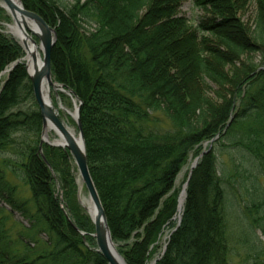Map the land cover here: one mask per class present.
<instances>
[{"label": "trees", "instance_id": "16d2710c", "mask_svg": "<svg viewBox=\"0 0 264 264\" xmlns=\"http://www.w3.org/2000/svg\"><path fill=\"white\" fill-rule=\"evenodd\" d=\"M20 1L55 31L51 75L81 102L89 174L125 264H230L234 187L255 213L263 207L243 162L264 179V0H191L209 14L195 25L179 16L184 0ZM251 1L253 32L240 19ZM0 21H9L1 8ZM22 55L0 27V73ZM41 132L20 63L0 89V203L29 226L13 233L0 209V264H107L70 224L93 232L74 202L72 158L43 145L47 166ZM205 143L211 148L191 171L178 222L176 178ZM252 209L247 218L257 223ZM34 234L48 251L17 247Z\"/></svg>", "mask_w": 264, "mask_h": 264}, {"label": "rangeland", "instance_id": "374dc122", "mask_svg": "<svg viewBox=\"0 0 264 264\" xmlns=\"http://www.w3.org/2000/svg\"><path fill=\"white\" fill-rule=\"evenodd\" d=\"M68 3H71L69 1ZM0 8L3 10L4 14L8 17L9 21L3 22L0 21V27L2 29V32L9 36L13 37L16 40V37L11 35L9 33V30L7 27L12 26V20L11 17L7 14V12L1 7ZM179 16L184 17L186 20H188L189 23H193L194 25L197 23L195 19H200L203 17H209L207 14L206 10H201L193 6V3L191 0H184L179 9H178ZM256 14V6L254 1H251L247 4L245 12L241 13L240 19L242 23L249 29V31L253 32L254 31V18ZM34 39V38H33ZM24 56V54H23ZM22 56V57H23ZM41 56V53H40ZM250 57L253 59L254 63L256 64H261V56L259 53H254L251 54ZM23 63V62H21ZM12 64V63H11ZM10 64V65H11ZM10 65L6 67L1 73H0V89H1V84L4 79L8 76V74L14 69L12 68L10 71ZM25 67V65H24ZM26 70V69H25ZM27 73V72H26ZM211 88L214 90L215 87L211 86ZM215 91H211L209 94V97L211 98H217V95L214 94ZM49 99L51 101V105L53 108L57 111V114L59 115V118L61 119L62 123L65 124V126L69 127L72 129L77 136V129L75 126V121L73 120V117L70 112H74L75 105L77 107L78 102L75 101L72 97L67 96L66 94L60 93L59 91H50ZM74 100V102H73ZM217 103V102H215ZM61 108V109H60ZM55 138V139H54ZM57 137H55L53 134L49 135V143H52L54 140H56ZM46 145V144H44ZM210 143H205L203 148L206 150V147L209 146ZM49 146V145H46ZM51 147V146H49ZM196 157L194 156V153H191L187 159L186 164L183 166L181 171L179 172L177 178H176V187H179V194L182 191V187L186 182V178L188 176L189 170L193 162L195 161ZM223 161H227V157L224 156L222 157ZM199 161V159H198ZM198 163V162H197ZM243 165L251 170V173L254 174L255 176V186L259 188V191H261V198L260 202L263 204L262 208L258 209V212L255 213V210L252 209L250 205V197H248V193L244 196L243 193L241 192L238 193L237 190H242L238 185L234 187L233 193L230 198L229 202V209L227 211V220H228V239H229V245L231 247V254L229 255V262L230 264H264V179L259 176L257 177L255 171L253 168L249 167L247 164ZM248 170V169H247ZM249 172V171H248ZM247 175V173H246ZM8 177L13 181L14 183H17L21 185L19 182L18 178L13 176L12 174H8ZM244 178H246L243 175ZM254 179V178H252ZM244 182H247V179H244ZM74 183L76 187V192L74 195V202L76 204V207L80 210V213L83 217L87 218V220L91 223L90 217L88 215V212L86 209L83 207V202H85L88 199L87 192L84 188V186L81 184L77 171L74 175ZM22 187V186H21ZM252 209V217L253 219H256L257 223H254L253 221L251 222L249 217L250 215L247 213L246 214V209ZM0 209L2 210V216L7 217L6 219V225L7 227L12 226L15 228L12 231L13 233L16 230H22L23 233H26V230L29 226L27 221H24L22 218H20L17 214H11L9 215L8 213V206L5 205L4 203H0ZM65 214H67V208L64 209ZM249 215V216H248ZM177 218H178V213H177ZM18 223V224H17ZM16 225V226H15ZM92 225V223H91ZM93 228V225H92ZM10 230V228H9ZM82 234H79L82 237V242H83V248L86 249L90 246V241L88 239H92L94 241V238L92 235L94 234V229L93 232H88L85 233L81 231ZM13 239L14 243L16 238L11 236ZM36 240L41 239L42 241H45L44 236H26L24 237L20 242H18L17 247L20 246L21 244H29V248L36 247V244L39 243L38 248L44 251H48L49 247L46 246L43 242L40 240L38 242H35ZM11 239V240H12ZM113 242V241H112ZM95 243V241H94ZM115 245V244H114ZM116 247V245H115ZM117 250V247H116ZM118 252V251H117ZM119 254V253H118ZM248 261V263H246ZM256 261V263L254 262ZM153 261L149 262L151 264Z\"/></svg>", "mask_w": 264, "mask_h": 264}, {"label": "water", "instance_id": "95a60500", "mask_svg": "<svg viewBox=\"0 0 264 264\" xmlns=\"http://www.w3.org/2000/svg\"><path fill=\"white\" fill-rule=\"evenodd\" d=\"M0 1L2 2L1 7L11 17L13 29H15L19 36L21 34V37H23V45L20 44L19 41H15L21 47L24 56L14 61L10 65L9 70L7 71H10L12 68H14L17 64H20L21 62H23V64L25 65V69L32 87L33 98L38 107L42 120V132L38 147V153L41 155V158L47 166L48 163L44 158L43 154L41 153V148L43 144L49 145L54 148L63 149L69 153L76 168L79 180L84 186L88 195V199L91 202L92 207L94 208L95 215L93 218H90V220L94 229V234L92 235V237L95 241L96 251L101 254L107 264H125L123 258L118 254L116 247L112 242L104 210L102 208L97 191L89 174L85 156L84 141L79 122V109L81 106V102L76 98L75 94L71 90L65 89L63 85L55 83L52 79L50 68V53L52 47L56 42L55 31L52 27L48 26L39 15L26 10L20 0H18L17 4L12 3L10 0ZM26 39H29V43L32 46L38 47L41 53L40 65L37 63L35 55H30V71L28 68L29 60L27 59L28 54ZM51 90L55 92L59 91L60 93L66 94L67 96L72 97L75 101L78 102L77 107L74 109L75 117H72L75 121V126L78 134L77 137L80 141L81 150L77 146L71 134L65 128V124L62 123L61 119L59 118V115L57 114V111L51 105V101L49 99ZM48 126L54 132V135L57 138H62V143H55L54 141L52 143H49L44 140V131ZM210 148L211 145L208 146V150ZM208 150L202 152L198 157H196L195 161L190 167L186 182L183 185L182 191L178 196V222L180 220L179 213L181 211L179 210L180 196L184 193L185 197V189L187 187L191 171L197 165L198 159L201 157V155L205 152H208ZM70 224L73 229H75V231H77L79 234H82V232L78 229L75 224H73L72 222H70ZM151 264H155V262L153 261Z\"/></svg>", "mask_w": 264, "mask_h": 264}, {"label": "bare ground", "instance_id": "6f19581e", "mask_svg": "<svg viewBox=\"0 0 264 264\" xmlns=\"http://www.w3.org/2000/svg\"><path fill=\"white\" fill-rule=\"evenodd\" d=\"M12 3L14 4H17L18 0H10ZM0 4H2V2L0 1ZM9 30V33L11 35H13L14 37H16V40L19 41L20 44L23 45V37H21V34L19 36V34H17V32L15 31V29H13L12 26H9L7 28ZM29 39H26V43H27V54H28V57L27 59L29 60V63H28V68H29V71L31 70V61H30V55L31 54H34L36 59H37V63L40 65L41 63V56H40V49L38 47H34L32 46L30 43H29ZM47 91V90H46ZM47 93V92H46ZM74 102V100H73ZM75 108H76V105H75ZM71 115L73 117H75V113L74 112H70ZM65 128L67 129V131L71 134V136L73 137V139L75 140L77 146L79 147V149L81 150V145H80V141L78 139V137L75 135L74 131L72 129H70L69 127L65 126ZM50 134H53L54 135V132L49 128V126L45 129L44 131V135H43V138L45 141L49 142V135ZM55 136V135H54ZM56 137V136H55ZM55 139V138H54ZM55 143H62L63 140L62 138H56V140H54ZM183 201H184V193L181 194L180 196V199H179V210L182 209V205H183ZM83 207L86 209V211L88 212V215L90 218H93L95 213H94V208L92 207L91 205V202L89 200H86L85 202H83Z\"/></svg>", "mask_w": 264, "mask_h": 264}]
</instances>
